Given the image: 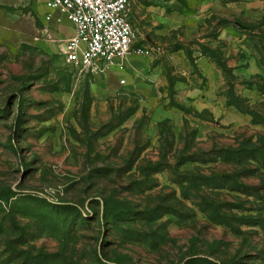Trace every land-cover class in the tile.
Instances as JSON below:
<instances>
[{
    "label": "rangeland",
    "instance_id": "374dc122",
    "mask_svg": "<svg viewBox=\"0 0 264 264\" xmlns=\"http://www.w3.org/2000/svg\"><path fill=\"white\" fill-rule=\"evenodd\" d=\"M128 2L133 48L149 54L126 73L76 78L64 38L45 44L29 23L0 19V264H264V164L242 153L264 154V0ZM46 11L35 10L43 26L57 10ZM182 51L210 57L227 102L257 123L187 107L178 119L158 114L189 67L205 85ZM231 82L259 96L236 98ZM231 151L242 156L224 160Z\"/></svg>",
    "mask_w": 264,
    "mask_h": 264
},
{
    "label": "crops",
    "instance_id": "0c3cea01",
    "mask_svg": "<svg viewBox=\"0 0 264 264\" xmlns=\"http://www.w3.org/2000/svg\"><path fill=\"white\" fill-rule=\"evenodd\" d=\"M46 5H47L46 0H0V19L3 18L4 20L11 21L10 18L11 15L12 17L14 16V18H16L13 21L15 23H19V24L29 23L32 27H35L36 32L40 34L42 33L47 34L46 35L47 37L42 39V42H44L45 44L52 43L51 38L55 36V34L61 37V39L64 38L65 41V39H67L72 34V27L64 16L60 15L57 11H53L55 13L54 16L55 19H51L49 17L50 23L45 26L39 24L38 21L36 20L35 10L36 8H38V6H43L48 10L46 12H50V9H48ZM194 6L200 9L201 11L202 10L205 11V10H209L210 8L216 5H194ZM9 12L11 14L7 15V13ZM62 18H65L66 24L63 25V29L61 30V32H58L57 30L60 27L62 28V25L59 24L60 19ZM49 19L47 20L49 21ZM191 19H188L189 21L188 23L184 22V24H186V26L189 28V32H192V30L195 29V25H196L195 21L194 20L191 21ZM171 24L179 26L180 24H182V21H180L178 17L177 18L175 17L171 21ZM35 39H37V37H35ZM177 55L178 57H180V61H181L180 63L183 67L189 64V59L191 57L194 58V62L196 66H198L206 82L203 87V90L201 91L200 85H198L196 80L193 78V75L191 74L192 71L190 70L189 67V69H187V71H189V76L187 77V79L177 80L174 84L175 91L171 95V99L167 98L166 100L162 101V104H164L166 108L162 107L161 100H159V102L155 105V108H158V114L164 113L163 115H166L168 117L173 116L174 118L177 119L178 117L181 118L180 113H182V110L179 109L180 106V107L192 108V110L197 113L207 111L210 114H212L213 117L216 116L217 114L219 117H221L224 112H228V113H232L236 117L244 118L246 122L252 124V118L248 113L242 112L232 104H228L227 95L225 94L224 89L221 90L223 84V78L221 76V68L213 60H211L210 57L206 56L205 54L196 53V52L194 54L190 53V55H188L185 54L183 51L178 53ZM137 56L143 57L135 53H130L128 55L125 63V73L127 71H130L131 69H134V66L137 61L136 60ZM229 66L233 70L235 68L240 67V63H237V61H235L233 65L230 64ZM122 75H124V73L123 74L120 73L119 78H121ZM151 75L154 83H156L157 85L165 84V77L161 75L160 67L153 68ZM215 81L218 83L217 86H215L214 84ZM243 85L241 84V88L238 90L235 82H231L229 88L231 89L234 96L243 98L245 99V101H252L253 92L256 93L255 98L259 96V92L255 91L256 89L253 85H248L246 83H244ZM181 90H183L184 92L181 93L180 92ZM170 100L174 102L173 104L174 106L169 105ZM165 109L166 111H164Z\"/></svg>",
    "mask_w": 264,
    "mask_h": 264
},
{
    "label": "built area",
    "instance_id": "2783aa9c",
    "mask_svg": "<svg viewBox=\"0 0 264 264\" xmlns=\"http://www.w3.org/2000/svg\"><path fill=\"white\" fill-rule=\"evenodd\" d=\"M46 4L71 24L72 34L60 52L76 78L104 74L113 67L124 70L130 53L149 54L146 49L133 48L135 31L128 0H46ZM49 17L46 13L45 18Z\"/></svg>",
    "mask_w": 264,
    "mask_h": 264
},
{
    "label": "trees",
    "instance_id": "16d2710c",
    "mask_svg": "<svg viewBox=\"0 0 264 264\" xmlns=\"http://www.w3.org/2000/svg\"><path fill=\"white\" fill-rule=\"evenodd\" d=\"M230 89V88H229ZM229 93L230 94H232V96H234L233 95V93H232V91H231V89H230V91H229ZM234 97H236V96H234ZM236 98H238V97H236ZM228 104H231V102L230 101H228ZM232 105H234V104H232ZM237 109H239V110H241L237 105H234ZM179 108H182V107H180L179 106ZM248 109V108H247ZM241 110L242 112H246V113H248L250 116H251V118H252V123L254 124V123H257L255 120H254V114L251 112V111H248V110ZM246 142H249V140H246ZM259 150L257 151V152H259V151H262L261 149H262V147H261V149L260 148H258ZM241 150V148L239 149V151ZM225 152H228L229 153V151H225ZM243 153V156H245V159H248V160H252V161H254V162H256L257 164H259V165H263L264 164V156H262V155H264V154H261V156H259V157H257V156H254V155H251V152H249V151H243L242 152ZM242 153H240V152H238V151H231V154H235L236 155V159H234L233 157H231V156H228V155H225L224 157H223V159L224 160H231V161H234V160H239L240 159V157L242 156ZM239 156V157H238ZM205 178V177H204ZM211 178H208V177H206L205 178V181H207V182H211Z\"/></svg>",
    "mask_w": 264,
    "mask_h": 264
}]
</instances>
